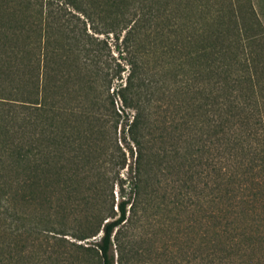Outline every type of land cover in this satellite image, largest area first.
<instances>
[{"label":"trees","instance_id":"1","mask_svg":"<svg viewBox=\"0 0 264 264\" xmlns=\"http://www.w3.org/2000/svg\"><path fill=\"white\" fill-rule=\"evenodd\" d=\"M79 174L103 187L74 235H100L85 247L98 264H127L155 181L202 213L189 228L202 224V247L213 233L204 264H258L264 25L251 0H0V264L13 227L49 231L45 189L71 194Z\"/></svg>","mask_w":264,"mask_h":264},{"label":"rangeland","instance_id":"2","mask_svg":"<svg viewBox=\"0 0 264 264\" xmlns=\"http://www.w3.org/2000/svg\"><path fill=\"white\" fill-rule=\"evenodd\" d=\"M251 1L264 25V0ZM112 51L117 54L115 50ZM122 66L125 67V63ZM122 76H126V71L122 73ZM118 84L119 82H114L113 87ZM120 105L119 99L116 98V108ZM68 153V149H62L59 156L60 161L70 156ZM128 162H130V157H128ZM120 174L126 177L127 168ZM83 176L79 174L74 182L71 180L67 185L70 188L68 191H72L71 194L60 189L58 183L45 189L42 199H47V202L42 206V213L47 215L51 221V224L46 227L49 231L45 235H35L34 232L27 230V226L21 230V233H18L23 234L24 232L19 240L17 232L14 231L16 228L13 227L9 238V255H7L9 264H98L92 252L85 247H91V244L96 241L95 238L98 240L100 235L86 241H79L74 236L77 229L90 225L91 215L103 201L102 184L94 185L93 174L87 179H83ZM156 182L153 188L156 191L151 196L150 206L146 212L139 211L140 219L133 223L125 233L123 245L126 249L125 255L128 257L127 264H189V257L192 253L197 257L192 264H204L203 256L214 249L213 233L210 232L208 236L210 242L207 246L202 247L204 240L202 227L200 231L202 224L199 223L197 226L198 224L195 223L194 229L189 228L190 220H200L202 213L191 216L195 212L187 208L185 200L180 199L179 204H175L173 201L177 198L174 193L169 189L160 188ZM73 189L76 190L74 194ZM117 192L118 188L115 186L113 191V211L115 213H117L116 204L119 200ZM75 200L77 201L73 203ZM144 215L145 218H143ZM261 216L263 219L264 212ZM221 241L225 242L226 239L223 238ZM221 247L219 245L216 248ZM115 248V246L112 247L116 259ZM249 254L254 263L263 264L264 241L249 250Z\"/></svg>","mask_w":264,"mask_h":264}]
</instances>
